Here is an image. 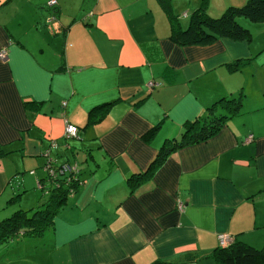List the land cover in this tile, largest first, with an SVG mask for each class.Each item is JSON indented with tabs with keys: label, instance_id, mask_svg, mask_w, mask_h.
Wrapping results in <instances>:
<instances>
[{
	"label": "crops",
	"instance_id": "0c3cea01",
	"mask_svg": "<svg viewBox=\"0 0 264 264\" xmlns=\"http://www.w3.org/2000/svg\"><path fill=\"white\" fill-rule=\"evenodd\" d=\"M54 1L0 0V218L12 185L36 187L46 150L77 160L81 183L43 232L1 242L0 264H226L210 255L224 232L261 246L264 21L238 17L248 39L179 44L159 0ZM200 1L218 15L246 0H170L181 27ZM235 95L239 109L219 107ZM214 102L231 113L221 128L131 188Z\"/></svg>",
	"mask_w": 264,
	"mask_h": 264
},
{
	"label": "trees",
	"instance_id": "16d2710c",
	"mask_svg": "<svg viewBox=\"0 0 264 264\" xmlns=\"http://www.w3.org/2000/svg\"><path fill=\"white\" fill-rule=\"evenodd\" d=\"M159 1L170 20V36L179 44H207L220 37H229L237 40L248 39L250 37V29L243 25L238 20V17L245 16L256 22L264 21V0H246L242 4L226 6L218 15H210L205 10L203 4H201L193 9L187 24L181 27L176 13L171 10L170 0ZM64 102L62 101V103ZM216 102L207 107L208 112L206 115L188 122L180 137L166 139L159 147L147 168L128 176L127 181L129 186L132 188L141 183L162 163L172 150L189 143L204 140L217 132L223 125L224 120L231 115V113L217 114L215 112L217 103L219 107L220 104H227L231 107L230 111H236L241 104V98L240 95L225 96L219 98L218 102ZM95 117L96 114L91 111L89 119L93 120ZM152 131L153 129L150 132ZM77 136L78 133L73 137ZM61 162L57 161L56 165ZM56 165H53L55 169L57 167ZM79 171L68 172L70 174L68 175L66 172L62 174L59 173V170H56L52 177H50L51 181L49 182H45L43 178H40L41 181L43 180L41 182L43 186L40 187L48 194V197L43 203V207L41 208L39 205L31 213L18 208L10 215L1 217L0 243L14 236L20 237L22 235H33L43 232L52 223L53 215L65 202L69 189L74 187L75 190L81 183ZM210 255L214 259L226 264H264V243L261 246H254L245 241L233 239L226 246L218 244L211 251ZM153 264L169 263L156 260Z\"/></svg>",
	"mask_w": 264,
	"mask_h": 264
},
{
	"label": "built area",
	"instance_id": "2783aa9c",
	"mask_svg": "<svg viewBox=\"0 0 264 264\" xmlns=\"http://www.w3.org/2000/svg\"><path fill=\"white\" fill-rule=\"evenodd\" d=\"M51 3L55 2L54 0H50ZM6 52H7V49L5 48H2L0 50V58H4L5 55H6ZM155 84L154 81L150 80L148 82V85L149 86H153ZM63 135L66 137V138H69V137H73L75 135H77L78 133V126L72 122H69V121H66L65 123V128H64V131H63ZM251 136V135H250ZM53 146H56V142L53 140L52 143H51ZM45 165H43L45 171L47 172V175L46 177L43 178V180H45V182H49L51 181L50 180V177H52L53 173L56 171V170H59V173H71V172H77L79 171V163L77 160L73 161V160H65V161H62L60 164L56 165L57 164V159L54 158V156L52 154H50V150H46L45 152ZM53 165H56V169L53 167ZM70 175V174H68ZM42 180V181H43ZM40 179H39V182L37 183L39 186H43L42 185V182ZM44 183V182H43ZM74 190V187H71L69 189V192L70 191H73ZM218 239H219V244L221 246H226L228 245L230 242H232L233 240V237L229 234V233H220L218 235Z\"/></svg>",
	"mask_w": 264,
	"mask_h": 264
},
{
	"label": "rangeland",
	"instance_id": "374dc122",
	"mask_svg": "<svg viewBox=\"0 0 264 264\" xmlns=\"http://www.w3.org/2000/svg\"><path fill=\"white\" fill-rule=\"evenodd\" d=\"M66 2H67V0H66ZM203 3H204L203 6L205 8V2H203ZM199 5H201V1H200ZM195 7L196 6H193V8H195ZM61 8H62V6H61ZM192 9L190 10V12L188 14L186 24L188 22V19H189L191 12L193 11ZM178 21H179V19H178ZM182 25H185V24H182ZM250 32H251V30H250ZM254 33L256 35L255 30H254ZM78 129H79V127H78ZM13 155L16 157V156H19V153L18 154L14 153ZM64 159L65 158L60 157L59 160L58 159L57 160L58 161H65ZM73 161H75V160H73ZM44 163H45V160L43 162V165H45ZM41 172H43L42 178H44L47 175V172L45 171L44 167H43V170H42V168H40L38 170V174ZM15 179L16 178L14 177V181H15ZM14 186H15V184L12 185V189L10 191V197H13V202L10 205H7V207H6L7 211H5V214H3L1 217H6V216L10 215L15 209H18V208H21L25 211L27 210L26 212L31 213L33 211V209L37 208L39 205L41 208L43 207V203L46 200V198L48 197V194L45 193L44 190L40 189V187L37 186V184H36V187L30 188V190H29L30 192H25L23 197H20V196H18V194L13 193ZM33 205H35V206H33ZM20 238L21 239L23 238L22 240H26V237L21 236Z\"/></svg>",
	"mask_w": 264,
	"mask_h": 264
}]
</instances>
